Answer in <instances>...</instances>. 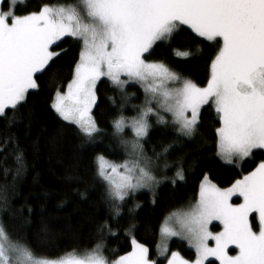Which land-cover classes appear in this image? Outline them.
I'll list each match as a JSON object with an SVG mask.
<instances>
[{
  "label": "snow or ice",
  "instance_id": "6c2138e0",
  "mask_svg": "<svg viewBox=\"0 0 264 264\" xmlns=\"http://www.w3.org/2000/svg\"><path fill=\"white\" fill-rule=\"evenodd\" d=\"M27 8V0H0V264H211L210 257L219 264H264V0H66ZM186 30L201 43L212 42L204 86L165 60L153 59ZM73 47L71 79L60 85L63 57ZM201 51L173 49L189 62ZM41 78L52 84L50 108L59 118L54 128L42 131L54 149L67 143L69 134L78 137L76 159L84 167L66 179L87 185L91 172L93 187L103 189L99 203L107 210L102 220L82 217L95 225L90 235L97 242L91 248L55 259L38 254L29 237L35 233V244L44 246L58 231L74 241L79 234L70 224L55 223L43 209L34 213L27 203L14 205L28 164L13 129H30L28 100L39 94ZM102 81L118 94L109 102L114 109L111 139L126 157L120 163L103 152L90 162L80 158L81 150L94 151L89 146L108 135L94 113ZM131 85L143 91L139 105L127 91ZM129 108L132 115L126 114ZM213 111L216 155L250 170L226 187L205 173L196 202L165 217L155 252L134 235V213L141 207L135 204L123 229L131 237V250L122 255L112 250L114 259L106 256V239L118 235L124 209L137 193L146 191L155 205L162 185L175 188L186 182L204 150L199 144L203 115ZM157 127L172 136L159 150L147 147ZM189 143L194 151L186 150ZM9 155L12 167L4 166ZM75 192L82 203L96 205L88 186ZM214 221L221 230L209 229ZM174 237L187 241L194 259L170 249Z\"/></svg>",
  "mask_w": 264,
  "mask_h": 264
},
{
  "label": "trees",
  "instance_id": "16d2710c",
  "mask_svg": "<svg viewBox=\"0 0 264 264\" xmlns=\"http://www.w3.org/2000/svg\"><path fill=\"white\" fill-rule=\"evenodd\" d=\"M63 3L66 0H27V10H35L42 3ZM21 7H24L21 5ZM186 29V26H184ZM194 34H190V30H186L178 35L171 47L167 45L162 49V54H158L153 59H163L171 65L175 70L183 75L190 77L199 85L206 84V64L210 62L213 51L207 45L212 42L201 43L200 39H194ZM68 48L69 45H65ZM197 47L202 49L194 59L188 60L174 55L173 49L179 51L196 50ZM76 49L69 55L64 56L62 60L63 73L59 81L60 85H66L71 79V66ZM40 89L38 95H30L28 100V108L33 113V122L30 129H25L23 125L19 129H13L15 134L20 137V147L25 150L28 170L23 175L19 185V196L14 200V205L20 207L25 203L29 204L34 213H39L41 209L45 214L54 218L57 224H70L72 231L79 234L78 240H72L63 232L58 231L55 239L50 245L37 246L35 244V233L29 239L33 241L36 252L42 256L49 258H59L65 256L75 249L77 254H82L86 248H91L97 241L92 239L91 233L95 231V225L82 219L85 215H94L100 220L107 218V210L99 203L103 189L97 184L93 187L91 175L89 172V180L87 185H77L66 179L68 176L81 174L77 170H82L84 165L77 163L76 145L80 143L77 136L69 134L67 143L57 148H52L46 138L44 129L51 130L56 126L59 118L50 108V99L52 95V84L48 78H41ZM99 103L94 109L97 120L101 128L105 129L108 135L98 138V143L89 146L94 151H82L81 159L91 161L98 152H103L109 160L120 163L126 159L124 150L111 139L110 121L114 115V109L109 102V97L118 96L113 91L109 82L102 81L99 85ZM37 90H33L35 92ZM130 95L135 94L132 100L133 104L139 105L144 100L143 91L138 85H131L127 89ZM126 114L132 115L131 109L126 110ZM215 113L205 112L203 115L204 127L200 129L202 139L199 144L204 149L202 155L195 158L194 166L186 174V182L173 188L171 185H162L159 189L158 203H151L152 197L146 191L137 193L135 201H130L125 207L122 218H120V231L117 236H110L106 239L107 249L105 255L114 259L112 250H116L122 255L131 250V237L124 234L123 229L127 228L130 222L129 208H133L135 204L141 207L136 209L135 222L137 230L134 235L136 239L148 245L155 252V243L158 240V233L161 224L166 216L170 213L190 206L197 199L199 185L204 174H208L209 178L215 184L226 187L235 179L240 178L241 174H245L250 170L248 165L237 168L234 165L226 164L221 160L215 152L214 147V128L218 125L214 123ZM171 133H165L161 128L157 127L153 130L150 144L147 147L155 145L157 150L161 142L171 140ZM211 149V150H207ZM187 151H194L195 145L189 143ZM180 153L174 154L176 156ZM2 160V155H0ZM189 163H193L189 161ZM6 167L13 166L12 156L9 155ZM171 175V173H169ZM11 181V176L8 177ZM4 183L2 171H0V184ZM88 186L91 192V199L97 201L94 207L82 203L75 189L80 187L83 189ZM47 192V197L40 195ZM61 201H67L63 208L57 206ZM35 220V217H33ZM115 227V225H114ZM171 250L179 251L185 258H195V251L189 248L188 244L182 241H172ZM211 264H218L216 261H210ZM206 264H209L207 262Z\"/></svg>",
  "mask_w": 264,
  "mask_h": 264
},
{
  "label": "rangeland",
  "instance_id": "374dc122",
  "mask_svg": "<svg viewBox=\"0 0 264 264\" xmlns=\"http://www.w3.org/2000/svg\"><path fill=\"white\" fill-rule=\"evenodd\" d=\"M31 91H33V90H31ZM129 136H131V133H129ZM214 183V182H213ZM199 193V192H198ZM197 199H198V196H197ZM196 199V200H197ZM235 199V198H234ZM196 200H195V202H196ZM195 202H193L192 204H194ZM192 204H190V206L192 205ZM190 206H188V207H186V208H182V209H180V210H177V211H186V210H188L189 208H190ZM218 223L219 222H213V224L212 225H210L209 226V229L211 230V231H219V230H221L220 229V227L218 226ZM174 240H176V241H182V242H185V243H187V241H185V240H182V239H180V238H177V237H174V238H172V240L170 241V249H171V243H172V241H174ZM188 244V243H187ZM212 245V242H210V246ZM189 246V245H188ZM189 248H191L190 246H189ZM192 249V248H191ZM194 250V249H193ZM173 251V250H172ZM195 251V250H194ZM230 254L231 255H234L235 254V252H232V251H230ZM78 255H80V254H78ZM182 255V254H181ZM64 257V256H63ZM209 261H216L215 260V258H209ZM216 262H218V264H219V261H216ZM207 263V262H206Z\"/></svg>",
  "mask_w": 264,
  "mask_h": 264
}]
</instances>
